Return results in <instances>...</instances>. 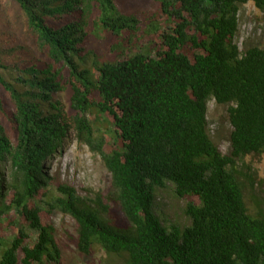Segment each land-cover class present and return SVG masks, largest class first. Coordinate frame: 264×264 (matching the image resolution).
Wrapping results in <instances>:
<instances>
[{"label":"trees","instance_id":"16d2710c","mask_svg":"<svg viewBox=\"0 0 264 264\" xmlns=\"http://www.w3.org/2000/svg\"><path fill=\"white\" fill-rule=\"evenodd\" d=\"M12 1L21 22L0 27V230L16 234L0 233V264H63L54 212L74 221L77 253L102 251V264H264V206L247 203L256 183L243 163L264 153V49L235 43L239 5L264 15V0H154L146 24L114 0ZM210 100L227 106L228 154L208 134ZM71 130L109 174L105 194L43 172ZM167 184L197 201L189 226L156 214Z\"/></svg>","mask_w":264,"mask_h":264},{"label":"rangeland","instance_id":"374dc122","mask_svg":"<svg viewBox=\"0 0 264 264\" xmlns=\"http://www.w3.org/2000/svg\"><path fill=\"white\" fill-rule=\"evenodd\" d=\"M114 1L123 14L138 18L141 24H146L143 22L142 15L153 14L158 7L157 2L154 0ZM18 17L19 7L14 1L0 0V27H2L6 18L15 21V23L21 22ZM148 36H150L148 41L155 39L154 34ZM144 41L143 39L140 40L142 47H144ZM235 43L242 52L251 47L264 49V15L250 2L239 5L238 32L235 36ZM90 45L92 46V44ZM103 49L104 47H102V51L98 49V52L105 53ZM111 59L106 58L105 54L100 62L110 61ZM55 99L59 102V109L69 123L71 114L68 108L67 92L59 93ZM88 119L93 120V117L89 115ZM100 122L98 125L95 123V129L106 127L104 119ZM207 123L208 134L212 142L218 147L221 154H228L231 128L227 118V106L217 105L213 100H210L207 103ZM104 137L109 141L108 133H105ZM243 163L251 169L256 183L254 191L247 194V203L253 209L259 206L263 208L264 153L259 156L246 157ZM238 164L241 165L240 162ZM43 168V172L53 180L52 184L63 183L71 186L80 196H92L96 193L105 194L109 185L110 177L103 168L100 158L77 140L76 133L73 130L68 133L57 153L43 164ZM188 203L197 204V201L189 196L176 197L171 184H167L164 189L156 192L155 210L163 225L189 226V219L184 213ZM47 221H50L55 229L54 236L61 251L63 264H102L103 260L106 259L105 254L97 249L91 256H82L77 253L73 243L76 237L75 223L70 217L54 212L46 217ZM6 222H4L0 233L3 239L10 240L16 234L15 226L8 228Z\"/></svg>","mask_w":264,"mask_h":264}]
</instances>
